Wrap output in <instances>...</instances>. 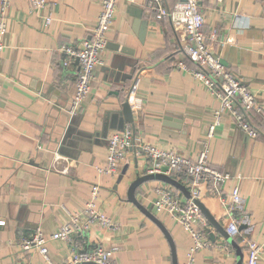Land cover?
Masks as SVG:
<instances>
[{"label": "crops", "instance_id": "crops-1", "mask_svg": "<svg viewBox=\"0 0 264 264\" xmlns=\"http://www.w3.org/2000/svg\"><path fill=\"white\" fill-rule=\"evenodd\" d=\"M11 3L0 53V264H48L34 250L21 251L17 241L36 228L45 234L56 231L68 213L83 209L93 184L100 185L98 209L115 225L93 226L85 234L89 247L113 249V264H173L174 249L180 264L191 238L166 212L152 206L154 189L171 185L154 179L135 191L154 220L127 195L136 176L147 173L142 156L129 152L114 175H98L95 167L106 164L107 138L123 124L125 101L133 122L124 121V128H135L148 144L196 157L218 101L177 67L178 62L195 67L185 57L183 31L168 17L156 19L148 0H119L91 89L68 114L65 108L75 92L78 68L62 47L81 46L100 11V0H50L40 9L29 0ZM199 8L205 17L202 32L211 37L215 31L208 40L212 48L264 105V0H199ZM47 16L50 24L44 21ZM114 44L126 48V54L113 50ZM66 115L73 132L58 147ZM249 119L258 130L254 139L223 113L208 154L209 166L229 175L222 194L239 188L240 235L225 237L210 224L213 245L197 252L194 264H244L243 240L264 245V120L254 112ZM171 177L189 192V177ZM207 196L204 193L201 201L225 228L219 199ZM47 247L53 264H65L71 256L66 242L51 241ZM259 264H264V253Z\"/></svg>", "mask_w": 264, "mask_h": 264}, {"label": "built area", "instance_id": "built-area-1", "mask_svg": "<svg viewBox=\"0 0 264 264\" xmlns=\"http://www.w3.org/2000/svg\"><path fill=\"white\" fill-rule=\"evenodd\" d=\"M34 9L42 8L50 0H29ZM119 0H100V11L80 47L63 46L62 50L77 61L75 92L69 102L68 114H73L88 95L93 79V70L102 64L101 53L106 47V32L113 22L117 2ZM156 19L168 17L180 28L185 37L184 54L193 62L190 68L184 62H178L177 67L185 70L191 77L201 83L207 92L218 101L214 112V121L208 126L207 138L201 143L200 150L194 159L178 154L172 149H163L148 144L136 133L135 128L125 127L112 132L107 138V155L104 166H96L98 175H114L129 152L142 156L147 161V173H162L168 176L184 174L189 177L190 197H183L179 190L168 185L157 186L154 189L155 198L152 206L157 211L166 212L171 219L178 222L191 238V246L180 264H194L195 254L203 249H209L213 244L208 238L210 224L203 216L195 200L208 195L220 201L225 222V231L230 237L240 235L237 212L241 208L242 198L238 186L229 195L222 194V185L229 178L226 173L219 172L209 166L208 154L210 140L215 127L220 124L221 115L229 113L235 126L249 138H256L258 130L249 119V112L261 116L264 120V105L259 103L256 95L244 84L235 73L223 62L208 42L214 38L202 32L205 23L204 14L199 8V0H178L168 6L166 0H148ZM12 0H0V53L3 50V36L7 31L8 14ZM50 24L51 17L44 18ZM66 64V63H64ZM56 167L55 165H53ZM57 168V167H56ZM58 171H65L64 168ZM100 185L93 184L89 198L83 209L77 213H68V219L56 231L45 234L40 228L22 236L17 241L23 252L34 250L48 264H53L48 256L47 244L51 241L66 242L71 250V256L65 264H113V249L103 246L89 247L85 234L93 226L111 228L115 224L97 207ZM245 246L244 264H259L264 245L252 239L243 240Z\"/></svg>", "mask_w": 264, "mask_h": 264}, {"label": "water", "instance_id": "water-1", "mask_svg": "<svg viewBox=\"0 0 264 264\" xmlns=\"http://www.w3.org/2000/svg\"><path fill=\"white\" fill-rule=\"evenodd\" d=\"M111 48H113V50L118 51L119 50V46L117 44H114ZM126 48H120V53H124L126 54ZM119 70L122 69L121 65H115L113 66ZM110 68L107 67V70H109ZM61 107H63L64 105L62 103L59 104ZM68 106L65 108L66 111L68 112ZM122 125L121 127H118L117 130L121 131L124 129V121H127L129 123L133 122V114H132V110L131 107L128 103V101H125L122 104ZM67 117V122L65 125V128L62 130L61 133V137L58 141V147H61L67 140V138H69V136L71 135V133L73 132V129L71 128V120L68 119L69 117L66 115ZM72 117V116H70ZM160 180L163 181L173 187H175L176 189L180 190L184 196L186 198L190 197V194L188 192V190H186V188L184 186H182L177 180H175L174 178L162 174V173H146V174H142V175H138L136 176V178L130 183L129 188H128V199L130 202H132L134 205H136L142 212H144V214H146L147 216H149L150 218H153L152 214L145 208H143L140 204V202L137 200L136 196H135V191L136 189L143 184L146 181H150V180ZM207 193V192H205ZM196 205L200 208L203 216L208 220L209 224L213 225L223 236H227L229 237V235L226 233L225 229L215 220L214 216L210 213V211L205 207L204 203L200 200V199H196L195 200ZM154 219V218H153ZM155 220V219H154ZM163 232L165 233L166 237L168 238L169 241H171L169 234L167 233V231L162 227ZM172 245V243H171ZM173 253V264H178L177 260L175 258V252L174 249L172 250ZM83 264V263H81ZM93 264V263H90Z\"/></svg>", "mask_w": 264, "mask_h": 264}, {"label": "trees", "instance_id": "trees-1", "mask_svg": "<svg viewBox=\"0 0 264 264\" xmlns=\"http://www.w3.org/2000/svg\"><path fill=\"white\" fill-rule=\"evenodd\" d=\"M207 197H209V195Z\"/></svg>", "mask_w": 264, "mask_h": 264}]
</instances>
